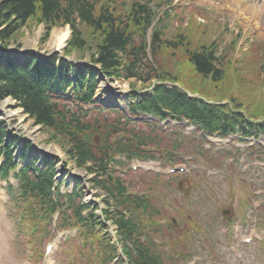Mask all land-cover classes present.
<instances>
[{"label":"rangeland","instance_id":"374dc122","mask_svg":"<svg viewBox=\"0 0 264 264\" xmlns=\"http://www.w3.org/2000/svg\"><path fill=\"white\" fill-rule=\"evenodd\" d=\"M93 1L97 2V6L109 7L114 15L125 12L124 9L126 7L132 6L135 3L143 5V2L140 0ZM143 1L145 2V0ZM152 3H154L153 0H150L149 7L155 13L156 18L159 19L165 14H169L170 11L174 12V17L170 20H167L166 17L160 23L155 21L152 26L146 27L144 32L136 27L133 28L135 25L132 24L131 28L134 30L132 42L137 46H140L142 42L145 44L141 68H138L136 76L128 75L127 72H122L123 62H121V65L117 69L118 71H116L118 75L98 72L96 75L97 82L91 86L94 88V92H92L93 100L106 101L113 98L114 100L125 101L131 99V97L137 98L144 90L149 91L150 89H154L155 86L160 85L162 77H166L168 78L167 80L174 81L177 87L200 92L204 96H209L210 99L226 102L230 106L240 104L239 106L243 107L242 110L247 114L264 116V36L257 37V32L264 29V17L260 20L263 14L260 8L255 10L259 12L253 13L249 18L247 16H237L235 19H232L235 13H232L228 8H216L210 3H202L200 0H156L155 5H152ZM167 5H170V7L166 9ZM141 13L144 17H146V13L149 16L148 10L146 13ZM58 24L52 26L47 31V27L42 21L28 18L17 29L16 33L11 36L7 47L5 49L0 47V52L13 54L18 60H22L25 56L34 53L42 59H47L51 55L56 54V56H59V59L64 58L71 64V61H76L75 65L91 63L90 55L94 44L99 40L98 34L95 32L94 36L92 29L81 25L79 30L85 36L87 43L82 50H72L68 54H65L64 48H66L67 40L70 37L71 27L68 24ZM154 29L161 32L160 40L162 41L155 54L150 51L149 44L151 42L150 35ZM63 30L66 31V36L61 44L55 47L51 43L52 33ZM180 37L185 38L187 41L188 44L186 42L183 43L185 47L179 45ZM168 41L171 43H168ZM251 41H253L250 45L251 48L240 57H237L238 52L241 51L242 44L244 45ZM212 42H215L217 45L216 52L220 58L218 67L223 70V78L220 82H213L210 78L199 75L193 68L189 55L191 52L199 49L200 44L201 46H207ZM80 76L83 78V75L80 74ZM68 77L73 81L71 79L74 78L72 73H69ZM74 82L76 85V81ZM77 82H79L77 86L82 88L85 85H91L90 83L93 81L91 82L89 78L84 77ZM110 85H113L114 89ZM122 103H119L118 110L112 113L105 110L98 112L92 109L86 117L79 119L80 122H83V126H86V129L82 128L80 130L76 128L72 129L73 124L70 122L73 119L72 113L73 116L78 117V113L75 114V106L70 107L72 109L70 114V111L59 103L60 105L56 107V114H60V118L55 116V119H53L55 125L61 124L60 131H57L52 128H45L40 123H35L34 118L23 111V108L17 105L14 99L10 97L0 98V104H3L6 114L18 113V115L13 114L11 118H6L0 113V121L3 122L5 131L3 143H14L15 148L12 150L13 158L21 157V159L16 161L12 158L11 165H6L0 169L2 177L17 172L20 166L25 164V158L19 155V149L22 148L24 150L23 155H26L27 151L30 150V153L36 155L34 158H29L34 163L33 168L38 169L37 173H39V170L49 166L51 168L49 176L51 177L50 179L48 178V181L50 185L54 180L57 183L59 182L58 187L61 195H64V191L73 189L76 184L79 186L81 198L70 195V199L77 203L75 205L76 214L87 215L89 212H93L97 216V224L105 220L104 232H106L105 237L108 238V241L102 243L105 239H101L99 235L100 241H95L94 243L87 240L85 247H82L79 240H72L67 237V232L63 236V238H66H61L57 251L52 253L55 263L60 264L57 257L59 258L58 255L61 254L63 260L68 264H94V256H101L104 248L110 247L111 244H116L117 248L119 247V240L122 237L121 233H123L125 228L121 229V227L114 223L116 220L115 210L113 209L114 199L108 196L102 183H100V186H96L95 181L98 178L101 182L104 180L106 183L116 182V176H118L125 186L122 188L126 189L129 193H137L139 195L143 192L149 194L152 203L149 206V210H147V217L154 214L153 218H155L156 213H158V216H162L163 214L169 217L168 221L164 223L165 227L159 225L158 228L165 231L167 242H169L164 243L162 246L166 247L173 244L176 254L182 253L185 247L188 246V249H186L188 252L185 253V264H193L195 260H199L198 264H252L249 262L244 246L239 245L236 249L238 256L235 257L236 254L229 252L225 243L223 245V241L221 243L218 242V245L215 246L219 257H217V260H211V258L209 259V244L207 242L212 244L220 236H222V239L218 240H225L226 236H231L228 233V227L222 226L226 216H224L221 210L226 209L219 204L220 199H223L226 194L230 193L227 191L228 179V181L232 182V186H230L232 193L237 195L233 200L235 204L236 201L240 202L248 198L249 201H259L260 208L264 207V195L259 196V199L252 195L249 196L253 188L251 183L257 184L256 189L263 188L262 194L264 193V170L257 169L262 166L252 168L248 162L253 161L254 158H249L246 155L244 163L240 162L238 164L233 160V164H238L236 167L233 165L235 169L233 171V168L229 166L230 162H232L231 159H225L226 157L223 156L221 151H216L221 148L223 149V144H221L223 147L218 143L214 144L213 150L204 152L202 151V141L198 139L197 134L193 131L191 132V130H187L185 126L173 127L167 124L163 125L159 120L151 118L131 123L125 119L127 113L124 108L125 105ZM78 115L80 116V114ZM113 128L120 132L111 133ZM72 132L78 138L83 141L85 140L89 145L95 147L94 150L92 149L95 154H98V149H103L104 145L112 144V141L120 135L125 136L120 140L121 142L128 141L126 137H137L146 142L143 148H151L153 146L157 147L158 150L146 152L153 155L154 160L138 158L128 162V164L123 162V157L118 156L116 160L124 163L123 166L118 164L120 166L118 171L120 172L110 173L112 177L107 169L106 173L97 175L89 171L90 163L80 166L76 164L75 158L69 154L68 150L72 142L69 135ZM63 136L66 137L63 138ZM176 137L182 139L180 146L175 145ZM197 149H201L200 151L203 153L200 151L196 153ZM168 157H172L175 160L172 162L173 166L183 167L184 171L178 170L176 174H168L167 167L171 165L168 163ZM255 159L263 161L264 157ZM133 162L138 165L135 167V170L130 167ZM205 163L220 166V170L222 169L226 175L220 174L216 177L208 175L206 168H210L208 170H211V167L202 165ZM217 163L218 165H216ZM224 164H228V173ZM215 168L218 169L217 167ZM197 173L200 176H197ZM153 174H155V177ZM243 177H245L244 181H242ZM108 179L110 181H107ZM9 180V184H12L14 191H17V181L12 178ZM240 180L242 184H240ZM121 182L118 183L123 186ZM178 182H182L179 188L177 186ZM18 183L20 184V182ZM213 183L210 195L208 186ZM5 185L4 181L0 182V188H2L0 189V197L2 198L0 200V264H29L31 263L30 258H32V253L36 254L40 250L42 251L47 241L46 239L52 237L54 233L50 230L49 235L44 239L45 241L41 238L43 242L40 247L33 248V246H30V243L23 245L25 244L23 243V237L15 234L17 232L16 214L18 213L19 217V210L17 209L14 212L10 206L11 203H9V195L6 193ZM183 189L189 190L183 191ZM207 192L209 195L205 196ZM124 193L123 190L122 195ZM126 197L129 196L127 195ZM131 202L134 203L133 200ZM230 204L232 206V201ZM79 206L82 208L81 212L78 211ZM119 210L122 216H125L123 202L119 203L117 211L119 212ZM207 210L217 211L214 222H209L211 226L215 225L214 231L218 235L216 238L212 235L210 224H204L202 221L203 212H207ZM193 213H195V216H192ZM134 214L135 211L128 214L131 217L123 218L126 222L125 227L127 225H135V221L132 219V216H135ZM179 215L184 218L191 217L193 223H202L206 227L203 229L206 234L201 232L194 235V225L191 222L187 223V229H183V223ZM141 220L144 222L147 219H145V216H141ZM162 220L160 219V223ZM112 225L116 227L114 228ZM98 229L96 228L97 233ZM115 232H119L120 235L117 237ZM232 238L240 241L238 233L232 235ZM196 241L205 245L199 247ZM64 247H66V251H64ZM66 257L71 262H68ZM40 261L37 259V255L34 256L33 264H40Z\"/></svg>","mask_w":264,"mask_h":264},{"label":"trees","instance_id":"16d2710c","mask_svg":"<svg viewBox=\"0 0 264 264\" xmlns=\"http://www.w3.org/2000/svg\"><path fill=\"white\" fill-rule=\"evenodd\" d=\"M96 3L93 0H0V47L3 49L7 47L11 36L16 33L17 29L28 18L42 21L47 27V31L58 23L68 24L71 27V33L67 40L66 48H64L65 54H68L72 50L80 51L87 43L85 36L79 30L81 25L92 29L94 36L96 32L99 38L96 44H94L90 55V62L93 65H97V70L86 63H81L80 65L71 64L64 58L59 59V56H56V54L51 55L47 59H42L31 53L22 60H18L13 54L0 52V98L10 97L14 99L16 104L23 108V111L34 118L35 123H40L45 128L60 131L61 124L55 125L53 121L55 116L60 118V114H56V107L59 104L50 98L49 95L45 94L48 91L45 89L46 87L53 90L58 82L61 83V87L71 89L72 83L68 75L72 73V76L76 79V85L74 82V86H72L73 91L90 98L94 91V88L91 86L96 84V75L100 71L109 73V75H118L116 71H118L117 69L121 65V62H123L122 72L136 76L137 69L141 66L145 44L142 42L140 46H137L132 42L131 27L134 24L135 27L137 26L139 30L144 32L145 27L149 23V16L146 13L148 9L146 10L145 4L140 5L135 3L132 6L126 7L124 9L125 12L114 15L109 7L97 6L98 4ZM141 12L146 13V17ZM160 35L161 32L159 30L155 29L153 31L150 46L153 54L157 52L162 43ZM180 39L179 45L184 46L183 43H187V41L185 38L180 37ZM168 43L171 42L168 41ZM189 55L193 68L199 75L210 78L213 82H220L222 80L223 70L218 67L220 58L217 56L216 47L213 43L207 46H201L200 44V48ZM80 74L83 75V78H89L91 82L93 81L90 83L91 85H85L82 88L77 86L79 84L77 81L83 79ZM166 79L168 78L162 77L161 80ZM154 92L155 94L143 104L145 109L159 111V108L164 105L167 107L177 106L180 110L188 109L197 115L209 116L213 121L216 117L220 121L224 114L222 108L216 110L214 107L203 105L204 109L201 111L195 106L183 102L178 96L180 91L174 86L157 85L154 87ZM71 115L73 117L70 120L73 124L72 129H86V126H83V122H80L77 118L75 119L73 113ZM4 136L3 122L0 121V155H2L5 164L11 165V152L14 143L4 144ZM65 137L63 136V138ZM69 137L72 142L68 152L71 157L75 158L76 164L84 166L85 163H90L89 171L97 175L107 172V160L111 151L110 144L104 145V148L98 149L99 153L95 154L92 151L95 147L89 145L85 140L83 141L78 138L73 132L70 133ZM37 171L38 169L33 168V165H29L28 170L22 174V188L25 193H29L28 197L33 199V202L43 201L44 198L48 197L50 190L48 178L50 179L51 177L49 176L51 169L49 170L46 167L39 170V173ZM95 181L96 186H100V183H102L108 196L115 201L113 203L116 214L115 223L121 229L125 228L121 234L125 239H128L130 244H132L133 251L136 252V257L133 259L135 264H156L154 258L148 256L146 252L142 251L131 240V226L127 225L125 227L126 222L123 220L122 213L120 210L119 212L116 210L123 197V186L117 180L116 182L106 183L105 180L101 182L97 178ZM107 181L110 180L108 179ZM70 202L73 203L74 201L70 200ZM84 220L85 218L82 216L77 218L79 222H83ZM124 249L128 253L132 252L131 247L124 246Z\"/></svg>","mask_w":264,"mask_h":264},{"label":"bare ground","instance_id":"6f19581e","mask_svg":"<svg viewBox=\"0 0 264 264\" xmlns=\"http://www.w3.org/2000/svg\"><path fill=\"white\" fill-rule=\"evenodd\" d=\"M200 2L210 3L216 8H228L232 13H235V16L232 19H235L237 16H247L249 18L253 13H255V10L258 9V7H261V11L264 12V0H200ZM257 33L258 38L263 37L264 29H261ZM65 36L66 31L64 30L53 32L51 36V43L56 47L61 44ZM110 86L114 89L113 85ZM0 113L6 118H11L13 114L18 115V113L6 114L3 104H0Z\"/></svg>","mask_w":264,"mask_h":264}]
</instances>
